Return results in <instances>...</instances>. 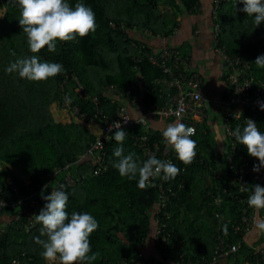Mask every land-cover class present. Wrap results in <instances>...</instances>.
<instances>
[{
    "label": "trees",
    "instance_id": "obj_1",
    "mask_svg": "<svg viewBox=\"0 0 264 264\" xmlns=\"http://www.w3.org/2000/svg\"><path fill=\"white\" fill-rule=\"evenodd\" d=\"M67 2L72 7L76 3L91 7L96 31L58 43L56 53L45 48L35 54L41 62L61 63L65 71L47 81L33 82L6 71L17 58L34 54L19 24V8L13 0H0V194L17 202L0 210L14 213L8 226L0 229V261H9L25 252L28 264H49L40 255L42 248L35 243L42 226L33 215L47 203L41 193L46 196L57 188L69 197V213L88 212L98 222L90 243L92 251H99L100 256L92 264H185L190 259L210 258L218 236L239 245L222 260L229 264H264L260 255L264 235L259 234L256 241L249 240L247 235L255 224L246 231L235 229L244 209L249 212L250 207L239 199L238 191L226 193L236 185L228 158L229 152H235L231 147L236 139L224 128L228 143L221 151L212 129L196 118V131L191 137L197 142L193 163L185 165L176 156L175 165L180 169L177 177L154 178L144 190L137 186L138 177L122 178L114 167L118 158L113 151L117 147H123L124 154L134 153L140 161L151 155L165 160L171 152L163 141L162 130L149 126L145 115L146 123L136 121L140 115L135 114V106L130 107L134 103L128 85L139 81L140 75L147 79L137 87V92L144 94L145 103L164 105L169 100L166 85L152 82L163 70L148 57H140L150 47L130 32H174L179 25V13L197 9L199 0ZM241 4L240 20L232 18L235 23H228V14L220 11L212 16L213 21L219 22V35L228 49L251 63V74L264 78V69L255 64L256 58L264 55V22L255 27L254 18L242 11ZM121 104L127 105L135 122L122 126L127 136L118 144L112 134L101 137L100 126L85 118V114L92 116L96 109L110 114ZM256 112L244 114L253 115L264 132V113ZM237 125L243 129L245 121H234V130ZM142 134L151 138L150 148L137 140ZM155 140L160 145L156 153ZM236 143L234 164L240 162L241 154L247 160L259 162L248 154L246 146ZM69 170L76 179L74 185L66 183ZM10 175L12 180L8 179ZM13 182L19 183L29 196L19 201ZM34 188L39 189L33 193ZM215 197L220 198L218 203ZM32 200L37 209L33 213L29 206ZM259 216L264 220V209H260ZM29 217L34 221L31 227L26 225Z\"/></svg>",
    "mask_w": 264,
    "mask_h": 264
},
{
    "label": "clouds",
    "instance_id": "obj_2",
    "mask_svg": "<svg viewBox=\"0 0 264 264\" xmlns=\"http://www.w3.org/2000/svg\"><path fill=\"white\" fill-rule=\"evenodd\" d=\"M13 3L20 10L19 24L26 34L29 50L34 55L17 58L9 64L6 71L16 73L28 81H47L65 71L61 63L41 62L35 54L45 48L49 53H56L58 43L86 37L97 28L94 11L84 3H76L75 7L70 6L67 0H13ZM243 4L242 11L254 18L255 27L264 22V0H243ZM11 54L15 56L14 51ZM255 64L264 69V55H259ZM260 107L264 110V104ZM164 118L173 122L172 117ZM108 130L118 144H122L127 136L120 121L113 122ZM194 134L192 127L179 121L169 123L162 130L166 147L174 151L185 165L192 164L197 155V142L191 138ZM232 135L239 144L246 146L250 156L258 159L253 171L260 172L264 168V132L258 129L253 120L248 119L243 129L237 125ZM217 138L218 141H223L219 136ZM113 155L118 158L114 167L120 176L128 180H137L138 177L137 186L141 190L146 189L149 181L154 178L172 180L180 172L175 164L158 159L155 155L140 161L134 153L124 154L123 147L114 149ZM41 195L47 203L38 214L33 215L35 221L42 226L40 235L35 238V243L42 248L41 257L49 264H57V261L58 264H92L96 261L100 253L92 251L90 236L98 229L97 220L88 212L73 210L69 213V197L63 190L52 188L49 195L45 196L43 192ZM247 202L254 210L264 209V186L254 185ZM255 229L260 235H264V220L257 219Z\"/></svg>",
    "mask_w": 264,
    "mask_h": 264
},
{
    "label": "built area",
    "instance_id": "obj_3",
    "mask_svg": "<svg viewBox=\"0 0 264 264\" xmlns=\"http://www.w3.org/2000/svg\"><path fill=\"white\" fill-rule=\"evenodd\" d=\"M222 0H213V14L217 13V9L220 7ZM219 22H215V41L217 49L226 58L227 70H226V86L224 95L220 99V103L227 105L230 109L225 116V131L232 135L235 131L231 125L233 120L245 121L251 119L256 123L253 115L244 114L243 111H249L257 114L256 111L264 113L260 105L264 104V78L256 77L251 74V63L243 59L239 54L229 51L226 44L219 43ZM152 59L157 63L167 74L161 78L154 80L155 82H162L166 85V90L169 93L168 103L165 105L151 104L148 108V112L154 117H166L173 118V123L179 121L192 127L196 131V118L202 117L206 114L205 107L203 106V94L198 87L201 83V75L196 71H192L188 66L189 56H182L180 49L175 46H165L160 52L152 54ZM116 89V87H114ZM130 93L137 95V86L135 82H130L128 85ZM135 99V98H134ZM78 109V107H75ZM244 109V110H243ZM86 113V112H85ZM89 117L100 126L102 129L101 137H110L109 125L115 121H120L121 125H128L134 123L131 114L128 112L126 104H121L113 113H103L102 110L96 109L92 116L85 114V118ZM125 120H127L125 122ZM144 123L146 118L144 115H140L137 120ZM257 124V123H256ZM258 129L263 132L257 125ZM115 131V129H113ZM233 136V135H232ZM101 139V138H100ZM137 140L146 147L150 148L152 143L148 134H142L137 136ZM99 144V140L96 145ZM155 153L159 149L160 145L157 140L154 141ZM238 144L236 141L232 144V149L235 152H229L228 158L230 160L231 168L233 169L234 181L236 185L233 191L226 190V193H233L238 191L239 199L242 202H246L248 205V197L253 191L254 185L259 184L264 186V168H261L260 172H254L253 166L258 162L247 160L246 156L240 155V162L234 164V159L238 153ZM90 150V149H89ZM150 150V149H149ZM84 156V154L82 155ZM176 154L174 151L167 153L164 161L175 164ZM67 166L70 163L66 164ZM67 185H74L76 179L74 174L69 170L66 174ZM44 186V185H43ZM42 186V187H43ZM13 189L18 196V200L22 201L29 194L22 191L21 185L17 182H13ZM39 189V188H37ZM33 189V193L37 191ZM2 186L0 185V192ZM167 196H165L166 198ZM220 198L215 197V202H219ZM17 202L5 198L0 194V210L4 205L13 206ZM36 201L32 200L29 206L31 207V213L37 211L35 204ZM249 206V205H248ZM260 210H254L250 208L249 212L246 209L241 214L239 222L235 223V229H241L246 231L252 227L254 222L259 217ZM33 218L29 217L27 227L33 226ZM236 242H229L225 237H217V241L214 245L213 253L210 258H199L195 260H188L185 264H216L220 259L229 255L230 252L238 249ZM0 248V254H1ZM25 252L13 256L9 261L2 262L0 264H28L24 257ZM261 258H264V249L260 250ZM142 264H152L145 263Z\"/></svg>",
    "mask_w": 264,
    "mask_h": 264
},
{
    "label": "crops",
    "instance_id": "obj_4",
    "mask_svg": "<svg viewBox=\"0 0 264 264\" xmlns=\"http://www.w3.org/2000/svg\"><path fill=\"white\" fill-rule=\"evenodd\" d=\"M241 3H243V0H224L221 7L222 10L217 9V14H219L220 11L222 14L227 13L228 23L233 22L232 18L240 20L241 15L238 14V8H241ZM212 8L213 0H199V7L197 9H184L177 17V19H179V25L174 32L148 35L141 29H132L130 33L134 34L138 39L144 40L150 47L140 57H142V59L148 57L150 62L160 69L162 68L153 61L151 56L152 54L160 52L165 46L178 47L191 57L188 66L192 71L200 73L202 77L201 86L198 87V90L203 94V106L206 110V114L203 117H199L198 121L204 122L212 129L217 144L222 151L224 146L228 143L223 128H225V116H227V112L230 110L228 108L231 106L227 107V105L220 103L226 86L227 62L226 58L217 49ZM230 34L233 36L232 32H230ZM219 37V43L226 44V42L221 41V35H219ZM166 74L167 73L163 70L160 75L152 78V82ZM138 80L139 81H135L138 88L147 81V79L141 75ZM131 95L134 105H130V107L133 109L135 106L136 115H145L147 118L146 122L153 129L161 131L171 123V119L157 118L148 112L149 106L156 103H152L154 101L145 103L144 94L142 92L138 91L137 95H134V93H131ZM234 121L237 122L239 120H233L231 123L232 127ZM218 136L222 138L223 141H218ZM8 179L12 180L13 176L10 175ZM12 217H14V213L9 209L0 213V229H5L8 223L13 219ZM258 219L263 220V217L259 216ZM253 228L247 235L249 240L256 241L259 238V233L255 229V225ZM148 245L149 247L152 246L150 244ZM217 264H229V262L228 260L221 259Z\"/></svg>",
    "mask_w": 264,
    "mask_h": 264
},
{
    "label": "rangeland",
    "instance_id": "obj_5",
    "mask_svg": "<svg viewBox=\"0 0 264 264\" xmlns=\"http://www.w3.org/2000/svg\"><path fill=\"white\" fill-rule=\"evenodd\" d=\"M254 224H255V222H254Z\"/></svg>",
    "mask_w": 264,
    "mask_h": 264
}]
</instances>
